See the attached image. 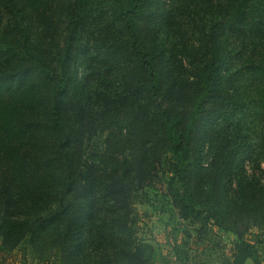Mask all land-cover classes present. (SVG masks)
Segmentation results:
<instances>
[{
	"label": "trees",
	"instance_id": "obj_1",
	"mask_svg": "<svg viewBox=\"0 0 264 264\" xmlns=\"http://www.w3.org/2000/svg\"><path fill=\"white\" fill-rule=\"evenodd\" d=\"M263 164L264 0H0V259L153 264L135 196L160 173L263 264Z\"/></svg>",
	"mask_w": 264,
	"mask_h": 264
},
{
	"label": "rangeland",
	"instance_id": "obj_2",
	"mask_svg": "<svg viewBox=\"0 0 264 264\" xmlns=\"http://www.w3.org/2000/svg\"><path fill=\"white\" fill-rule=\"evenodd\" d=\"M95 140L99 139L95 137ZM92 152H89L91 158ZM160 178L159 173L153 184L144 186L135 196V208L139 213L138 235L154 245L153 264H233L232 252L237 237L233 233L221 232L213 223L206 225L200 235L201 223L182 220ZM258 232L257 228L252 229L250 237L253 241L259 240L264 264V232ZM35 256L32 248L24 243L2 256L0 264H46ZM52 261L50 259L49 264H53Z\"/></svg>",
	"mask_w": 264,
	"mask_h": 264
},
{
	"label": "crops",
	"instance_id": "obj_3",
	"mask_svg": "<svg viewBox=\"0 0 264 264\" xmlns=\"http://www.w3.org/2000/svg\"><path fill=\"white\" fill-rule=\"evenodd\" d=\"M248 262H250V263H251V261H250V260H249V261H247V263H248ZM252 263H253V262H252Z\"/></svg>",
	"mask_w": 264,
	"mask_h": 264
}]
</instances>
